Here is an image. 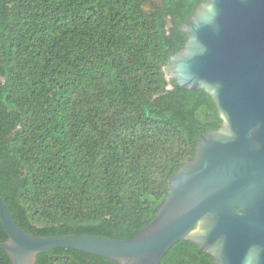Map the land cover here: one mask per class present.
I'll list each match as a JSON object with an SVG mask.
<instances>
[{
	"label": "trees",
	"instance_id": "obj_1",
	"mask_svg": "<svg viewBox=\"0 0 264 264\" xmlns=\"http://www.w3.org/2000/svg\"><path fill=\"white\" fill-rule=\"evenodd\" d=\"M204 1L0 0V195L24 230L130 239L155 219L223 123L206 90L164 71ZM36 264L119 263L55 248ZM161 264L215 261L185 240Z\"/></svg>",
	"mask_w": 264,
	"mask_h": 264
},
{
	"label": "water",
	"instance_id": "obj_2",
	"mask_svg": "<svg viewBox=\"0 0 264 264\" xmlns=\"http://www.w3.org/2000/svg\"><path fill=\"white\" fill-rule=\"evenodd\" d=\"M182 30L188 40L164 67L166 77L206 90L223 123L201 135L155 219L130 239L41 236L24 230L0 195L8 234L0 247L12 264H36L55 248L119 264H161L185 240L215 264H264V0H205Z\"/></svg>",
	"mask_w": 264,
	"mask_h": 264
}]
</instances>
